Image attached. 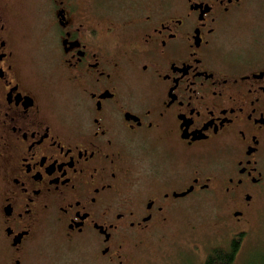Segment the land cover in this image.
<instances>
[{"label": "flooded vegetation", "instance_id": "1", "mask_svg": "<svg viewBox=\"0 0 264 264\" xmlns=\"http://www.w3.org/2000/svg\"><path fill=\"white\" fill-rule=\"evenodd\" d=\"M21 1L0 0L3 264H23L48 231L94 245L92 264H126L203 192L227 225L248 221L264 190L254 0H119L103 13L43 0L33 25Z\"/></svg>", "mask_w": 264, "mask_h": 264}, {"label": "rangeland", "instance_id": "2", "mask_svg": "<svg viewBox=\"0 0 264 264\" xmlns=\"http://www.w3.org/2000/svg\"><path fill=\"white\" fill-rule=\"evenodd\" d=\"M42 1H21L28 13L29 25L35 23L30 16L38 17ZM83 1L89 5L94 1V8L101 13L119 7L116 3L119 0ZM252 5V21L262 28L264 0H254ZM60 97L58 104L65 109L70 99L64 89ZM182 204L185 207L176 213L174 220L149 234L139 247L132 250L133 256L126 264H204L213 248L229 247L238 234H241V240L233 264H264V190L258 207L246 216L248 221L238 222L235 227L226 224L220 202L212 193L186 197ZM94 252V245L82 243L80 237L67 242L48 231L42 242L30 250L23 264H92ZM2 256L0 250V264H3Z\"/></svg>", "mask_w": 264, "mask_h": 264}, {"label": "trees", "instance_id": "3", "mask_svg": "<svg viewBox=\"0 0 264 264\" xmlns=\"http://www.w3.org/2000/svg\"><path fill=\"white\" fill-rule=\"evenodd\" d=\"M241 234L234 236L229 247H215L207 256L204 264H233L239 249Z\"/></svg>", "mask_w": 264, "mask_h": 264}]
</instances>
